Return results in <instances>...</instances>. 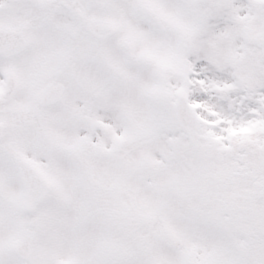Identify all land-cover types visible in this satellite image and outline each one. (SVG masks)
Wrapping results in <instances>:
<instances>
[{
  "label": "snow or ice",
  "instance_id": "snow-or-ice-1",
  "mask_svg": "<svg viewBox=\"0 0 264 264\" xmlns=\"http://www.w3.org/2000/svg\"><path fill=\"white\" fill-rule=\"evenodd\" d=\"M0 264H264V0H0Z\"/></svg>",
  "mask_w": 264,
  "mask_h": 264
}]
</instances>
